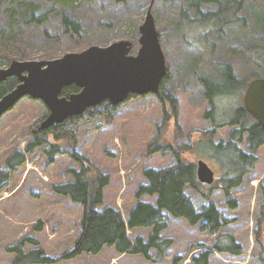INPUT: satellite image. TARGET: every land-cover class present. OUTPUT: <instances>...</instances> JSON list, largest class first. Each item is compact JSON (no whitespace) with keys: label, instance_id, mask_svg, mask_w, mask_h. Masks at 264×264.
<instances>
[{"label":"rangeland","instance_id":"374dc122","mask_svg":"<svg viewBox=\"0 0 264 264\" xmlns=\"http://www.w3.org/2000/svg\"><path fill=\"white\" fill-rule=\"evenodd\" d=\"M190 0H22L18 5L7 3L0 9V63L9 61H50L68 53L85 49L107 47L118 41L133 44L131 55L139 49V26L144 22L148 9L154 19L160 46L167 68L163 84V100L157 95L132 98L119 105L112 117L93 121L83 119L77 123L76 144L58 141L65 152L74 151L89 164L107 176L108 185L103 190L106 207L120 212L124 220L138 202L155 204L154 197H135L137 188L145 185L142 175L148 168L161 170L173 167L177 160L197 164L204 161L213 171L215 180L209 199L185 187L184 193L197 212L214 204L220 214L232 223L216 231L206 228L204 222L194 226L184 219H174L162 213L160 220L166 228L162 239H170L171 246L159 264H192L191 259L201 251L211 250L221 234L231 235L242 248V255L230 256L212 252L208 264H264V229L262 226L261 188L264 187V145L257 152V162L252 172L246 174L239 187L229 196L217 189L222 176L219 164L201 149L212 125L205 119L210 109L204 89L196 71L212 62L228 64L239 79L247 83L264 78V58H256L252 45L264 47V3L244 4L239 19L223 27L221 32L207 31L193 23L195 11ZM213 6H202V11ZM26 10L36 16L45 14L40 25L27 24L21 18ZM185 13V19L182 18ZM66 15L81 26L78 35H71L62 24ZM199 31L205 37H200ZM9 64H0V69ZM209 67L206 66V70ZM239 97L243 105V95ZM236 102V103H237ZM223 103L228 104L227 101ZM46 106L30 98L21 99L0 117V170L14 151L25 155V162L18 172L0 190V264H11L13 255L6 248L21 237L32 222L42 221L43 238L58 236L70 242L78 231L80 211L70 202L52 191L54 185L72 181L69 170H79L69 154L48 156L45 151L53 138L46 137V145L32 152H25L37 134L39 125L47 116ZM224 120H222L223 122ZM236 126L216 129L214 140L228 141ZM238 147L248 153L245 142ZM234 201L230 207L228 201ZM34 226V225H33ZM151 228L127 231L134 242L137 237L147 240ZM68 235V237H67ZM59 250V249H58ZM155 250L150 251L154 258ZM57 264H156L141 255H119L113 248H104L95 256L81 255Z\"/></svg>","mask_w":264,"mask_h":264},{"label":"trees","instance_id":"16d2710c","mask_svg":"<svg viewBox=\"0 0 264 264\" xmlns=\"http://www.w3.org/2000/svg\"><path fill=\"white\" fill-rule=\"evenodd\" d=\"M22 0H0L1 6L11 3L18 5ZM125 3L128 0H116ZM259 3L264 0H190L189 5L195 11L193 23L202 26L203 31L221 32L223 27L236 22L238 14L242 11L245 3ZM213 6L212 10L202 11V6ZM186 14L182 13L185 19ZM27 24L40 25L46 21L45 14L35 15L32 11L26 10L22 17ZM62 24L71 35H78L81 32L80 24L64 15ZM200 37L205 33L199 31ZM249 49L257 50L256 58H264V47L252 45ZM5 60L0 64H9ZM206 66L209 67L206 70ZM197 79L204 89V97L210 109L205 113V119L210 121L212 127L207 131V139L202 142L201 149L219 164L222 176L219 187L225 197L229 196L232 189L239 187L243 177L252 172L257 162V152L264 145V131L256 121L240 105L237 100L247 88V81L236 77L233 69L228 64L212 62L211 65L202 64L196 71ZM160 85L157 96L163 100V84ZM18 83L17 78H9L0 84V98L11 91ZM79 88L71 85L63 88L61 96L68 97L70 94L79 92ZM138 96L130 95L127 100ZM140 97V96H139ZM126 100V101H127ZM227 101L228 104L223 103ZM239 101V100H238ZM237 102V103H236ZM118 106H112L108 102L101 103L87 109L82 115L71 117L64 122L52 125L48 129L39 128L37 134L32 135L28 144L27 153L46 145V137L50 135L53 143L45 151L48 156L67 153L60 148L58 141H67L72 146L76 144L77 123L93 121L100 117L110 118ZM222 120H224L222 122ZM222 126H236L229 134V140H214L216 129ZM247 144L248 153L243 152L238 143ZM71 159L79 163V170H69L71 182L54 185L52 191L61 197L66 198L72 206L80 211L78 220V231L70 237V242L61 238L60 235H50L43 238V222H32L21 237L15 239L14 243L6 248L9 255H13L11 264H57L62 261L75 259L81 255L95 256L104 248H113L119 255H141L145 260L159 264L163 255L172 244L170 239H162L160 233L166 228L165 222L160 220L162 213H167L174 219H184L189 225L194 226L204 222L210 231H216L232 223V220L224 218L214 204H209L202 211L197 212L189 198L185 195V187L201 194L209 199L211 185L200 183L196 177V165L183 162L176 158L177 162L173 167L161 170L152 168L145 169L142 173L146 184L137 188L135 197H154L155 204L138 202L130 209L126 220L120 212L113 208L106 207L102 210L97 208L103 203V190L108 185L107 176L94 169L85 158L80 157L74 151L67 153ZM25 162V155L20 151L12 152L5 161V168L0 170V190L18 172ZM262 196L261 218L264 229V187L260 190ZM230 207H235L234 201H228ZM34 225V226H33ZM138 228H151L146 241L137 237L132 242L127 231ZM68 237V235H67ZM59 249V250H58ZM211 250L201 251L197 256L192 257V264H208L209 256L214 251L219 254L230 256L242 255V248L229 234H221L212 245ZM155 250L154 258L150 257V251ZM178 259L174 261V264Z\"/></svg>","mask_w":264,"mask_h":264},{"label":"water","instance_id":"95a60500","mask_svg":"<svg viewBox=\"0 0 264 264\" xmlns=\"http://www.w3.org/2000/svg\"><path fill=\"white\" fill-rule=\"evenodd\" d=\"M138 32L136 55L130 54V41H118L50 61H11L0 69V84L13 77L18 83L0 98V117L23 98L41 101L48 110L39 125L45 130L104 102L119 106L130 95L158 94L167 68L149 9ZM71 85L77 86L79 92L61 96L62 89ZM243 105L264 131V78L248 83ZM196 177L207 185L215 180L214 171L202 160L196 164Z\"/></svg>","mask_w":264,"mask_h":264},{"label":"flooded vegetation","instance_id":"af4514ba","mask_svg":"<svg viewBox=\"0 0 264 264\" xmlns=\"http://www.w3.org/2000/svg\"><path fill=\"white\" fill-rule=\"evenodd\" d=\"M74 94V93H73Z\"/></svg>","mask_w":264,"mask_h":264}]
</instances>
